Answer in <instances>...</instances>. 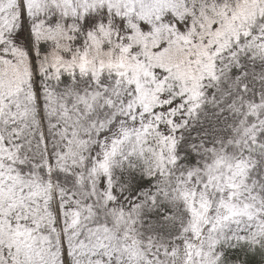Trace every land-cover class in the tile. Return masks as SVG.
<instances>
[{
	"label": "snow or ice",
	"instance_id": "6c2138e0",
	"mask_svg": "<svg viewBox=\"0 0 264 264\" xmlns=\"http://www.w3.org/2000/svg\"><path fill=\"white\" fill-rule=\"evenodd\" d=\"M0 264H264V0H0Z\"/></svg>",
	"mask_w": 264,
	"mask_h": 264
}]
</instances>
